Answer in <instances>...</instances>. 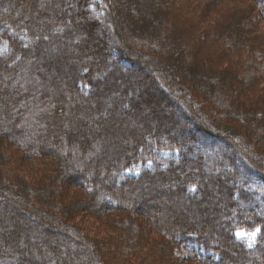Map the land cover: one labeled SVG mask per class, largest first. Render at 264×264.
<instances>
[{
  "label": "trees",
  "instance_id": "1",
  "mask_svg": "<svg viewBox=\"0 0 264 264\" xmlns=\"http://www.w3.org/2000/svg\"><path fill=\"white\" fill-rule=\"evenodd\" d=\"M232 1L0 0V264H264V76L239 73L264 0Z\"/></svg>",
  "mask_w": 264,
  "mask_h": 264
},
{
  "label": "rangeland",
  "instance_id": "2",
  "mask_svg": "<svg viewBox=\"0 0 264 264\" xmlns=\"http://www.w3.org/2000/svg\"><path fill=\"white\" fill-rule=\"evenodd\" d=\"M232 5H235V6L239 5V8L242 9V7L240 6V2H238L237 0H233L232 1ZM259 20L260 21H262V20L264 21V4L261 5V8L259 9V12L257 13V16H256L254 21L258 22ZM150 21H151V19H147V22H150ZM102 23L103 22H101L100 25L103 26V27H100V25H99V27L103 30L104 27H105V24H102ZM100 28H99V30H100ZM251 29H256V27L255 28H251ZM104 31H106V29H104ZM95 32H97V30ZM106 33L107 32H105V34ZM98 34H99V32H97L96 36H98ZM107 34H108L109 37L112 36V35H115L114 38L117 39V33L115 31H112V33L109 32ZM23 37L27 38L25 36V34H24ZM7 49H8V42L5 39L0 37V53H6ZM103 50L106 51L107 50V46H104ZM105 51H103V52H105ZM73 53H74L73 55L76 56L75 52H73ZM132 59H133V61L136 60V59L134 60V58H132ZM179 60H180V57L178 59H175L174 61L177 62ZM239 68H240V70H239L240 79H242L245 84H249L253 80H256V79L264 76V56H262V55H260L258 53H246L243 56V58L241 59ZM169 93H171V92L169 91ZM137 95H140V92ZM86 129L88 130L90 128L86 127ZM92 133H93V131H92ZM94 135H97L96 131H95ZM159 154H160L161 157H164V158H168L171 155H173L175 157L177 156L176 151H169V150L160 151ZM144 167L150 168V164L147 163L145 165H137V166L131 167L130 169H128V170L124 171L123 173H121L120 180H123L124 178H129V177H137L139 175L140 171ZM211 170H212V167L210 166V168L208 170H206V173L208 174V172H210ZM213 171H215V167H213ZM143 188H145V185L143 186ZM166 195H168V194L166 193ZM174 202H178V203H180L182 205H183V203H185L184 201H181L180 199H175ZM209 202L215 204L216 197L213 196L212 199L209 200ZM174 211H177L176 213H180V215H181V213H184L183 210H181L179 207H178V209L175 208ZM166 212H167L166 210L162 209V210L159 211V214H164ZM191 214H192V216H190V217H192L193 219H196V222H199L200 219H205L204 215L202 216L200 214H197V212L195 210H193L191 212ZM180 215H178V217ZM159 216H161V215H159ZM208 216L212 217V215L210 213H208ZM96 222H98V221H96ZM162 222H163L162 223L163 225H166L168 220H165L163 218ZM81 225L84 228H86L87 231L90 232V233H93V231H94V233L99 234V232L102 233L104 231V229H103L104 227L103 228L100 227L98 224H96L93 220H90V219L83 220L81 222ZM258 234H259V230L258 229H254L252 231H246V230H242L241 229V230H238V231L235 232V238L237 240H239V241L244 242L248 247H252V246L255 245V242H256V240L258 238ZM176 257H178V259L176 261L172 262L171 264H184L182 262V260H181L182 256H181L180 253H176Z\"/></svg>",
  "mask_w": 264,
  "mask_h": 264
},
{
  "label": "bare ground",
  "instance_id": "3",
  "mask_svg": "<svg viewBox=\"0 0 264 264\" xmlns=\"http://www.w3.org/2000/svg\"><path fill=\"white\" fill-rule=\"evenodd\" d=\"M142 75H145V72H143ZM151 84H152V86L147 87V89L145 90V93L146 94L148 93L149 97L151 99H154L157 101L162 100L163 98H162L159 90L155 88L156 85H153L154 83H151ZM134 85L137 88H139L140 90H143L148 85V83H146L145 79H139L134 83ZM169 107H170V105L167 104L166 106H164V108L161 109L162 119L160 118V120H162V125L168 124V121H163V120H168V119H170V117H173L175 115L173 110H169V111L167 110ZM165 112H166L167 116H165Z\"/></svg>",
  "mask_w": 264,
  "mask_h": 264
}]
</instances>
